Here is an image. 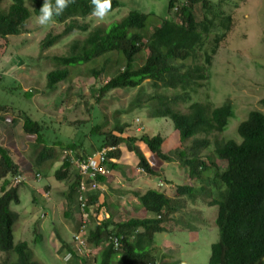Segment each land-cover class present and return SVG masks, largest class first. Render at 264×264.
<instances>
[{
    "label": "trees",
    "instance_id": "trees-1",
    "mask_svg": "<svg viewBox=\"0 0 264 264\" xmlns=\"http://www.w3.org/2000/svg\"><path fill=\"white\" fill-rule=\"evenodd\" d=\"M29 1L35 5L32 12L26 6V0H12L5 10L0 9V48L1 42H7L8 38L27 33L25 27L32 13L34 16L39 15L44 0ZM125 2L111 0V7L105 15L123 9ZM223 2L228 3L229 0H217L216 3L215 0H169L167 15L161 21L154 22L149 19L153 13L148 12L145 4H141L142 10L128 6L127 14L119 22L114 21L101 27L86 24V19L94 16L91 14L92 0H73L61 15L53 18L57 26L64 27L62 32L59 35H46L40 42V51L42 53L72 35L79 34L83 39L72 41L64 55L52 58L57 67L47 73L45 88L50 93L54 92L68 78L69 69L88 64L107 54H116V61L119 60L121 67L96 91L95 100L100 101L112 90L127 92L138 89L137 98L130 104L131 109H148L150 119L168 120L176 134L170 138L175 142H168L161 135L150 137L145 133L137 137L123 136L128 129H137L140 122L135 123L136 126L133 123V127L128 123L120 125L116 122L119 125L116 124L106 133L102 132L106 123H102L90 130L91 135L96 134L98 137L95 140L98 146L91 151L113 148L107 156L118 160L119 147L124 144L126 150L138 160V169L150 177L158 175L163 181H166L164 176L160 175L158 169L152 168L146 156L156 158L161 163H177V167L185 172L186 181L206 184L210 196L207 205L216 206L217 209L215 225L218 241L211 246L208 264H264V114L259 111L248 113L237 127L239 143L222 139L212 143L208 140H194L185 148L181 143L194 137L202 127L223 134L229 118L233 116L232 109L227 104L210 108L197 102H191L186 113L174 109L178 104L190 102L199 88L197 81H206L218 45L227 37L232 17L224 15ZM212 31L217 32V35L205 48L206 38ZM39 57L37 63L41 61ZM104 63L101 68L90 71L95 79L106 74L109 60L105 59ZM145 82L149 84V94L144 88ZM168 90L175 93V96L166 97L164 92ZM32 93L25 92L29 95ZM54 106L53 100L48 113L58 111ZM1 111L7 112L0 105ZM133 111L128 112L129 115ZM48 113L44 112L51 118ZM19 116L23 121V132L34 137L32 149L36 159L30 171L35 170L46 178L43 168L58 161V156L53 155L54 149H64L62 164L53 176L57 182L67 178L68 183L72 180L62 195L68 202L74 200L79 177L74 170L73 175L69 171L72 165L68 153L71 152L76 159H83L89 153L82 148V144L75 145L68 141L63 143L57 137L44 136V121L37 122L39 117L35 121L25 113ZM220 163L225 164L224 170H220ZM108 166L116 168L115 164ZM45 172L48 173V170ZM22 174L9 151L0 145V264H38L33 260L25 242H14L13 227L18 214L10 206L20 205L19 190L30 187L21 179ZM97 181H103V177L99 176ZM170 181H166V184H171ZM166 191L148 189L144 194L137 195L141 205L140 214L127 222L113 225L109 220L96 222L91 219L92 225L85 237L88 245H92L95 250L106 245L95 264H111L114 254L121 256L120 264H167L162 261L168 255L163 254L158 258L152 254L154 236L167 232L165 223L174 212ZM175 191L176 198L186 196L191 199L195 196L192 185L178 186ZM90 192L87 195L89 200L86 212L88 214L89 205L94 204L91 213L97 217L101 208H106L107 202L105 196L101 199L102 195L97 190ZM32 203L38 206L35 199ZM70 207L71 204L67 206L68 209ZM112 237H116L119 242L117 253L113 251L112 243L109 244ZM63 250L71 254L67 264H91L73 254L67 244Z\"/></svg>",
    "mask_w": 264,
    "mask_h": 264
},
{
    "label": "rangeland",
    "instance_id": "rangeland-1",
    "mask_svg": "<svg viewBox=\"0 0 264 264\" xmlns=\"http://www.w3.org/2000/svg\"><path fill=\"white\" fill-rule=\"evenodd\" d=\"M125 1L123 9L105 15L103 18L89 17L86 19V24L92 23V26L104 27L114 21L119 22L127 14L128 6L139 10L141 4H145L148 12L153 13V16L149 18L151 22L161 21L167 15L169 0ZM11 2L12 0H0V9L5 10ZM137 4H139L138 8H136ZM26 6L30 12L35 8L34 3L29 0H26ZM222 7L224 15L232 17V24L226 39L218 45L217 53L207 73V82L197 81L199 88L192 95L190 102L178 104L174 109L180 113H186L191 102L208 105L210 108L227 104L231 107L233 116L229 118L223 134L202 127L194 134V137L181 143L185 148L190 146L194 140H208L212 143L214 140L222 139L239 143L237 127L246 119L248 113L259 111L264 114V0H229L228 3L223 2ZM36 18L37 16L32 13L25 27L27 33L19 37L12 36L7 42H1L0 105L4 110L16 116L25 113L35 121L39 117L37 122L44 121V136L57 137L63 143L68 141L75 145L82 144V148L87 152L98 146L95 141L98 137L96 134L91 135V128L102 123H106L102 127V132L106 133L118 124L116 122L120 125L128 123L130 127H133L132 124H137L136 121H138L140 122L138 128L128 129L124 132V137H137L145 133L150 137L161 135L167 138L168 142L169 140L175 142L170 138L171 135L176 136V134L173 133L168 120L150 119L148 109L134 110L137 112L131 109L130 104L137 98L138 89L127 92L112 90L100 98V101L95 100L96 91L121 67L119 60L116 61V54H107L88 64L69 69L68 78L60 83L54 92L47 91L45 88L47 73L57 67L52 58L64 55L72 41L83 38L79 34L72 35L41 53L40 42L43 38L49 33L59 35L64 27L57 26L53 20L42 26L36 22ZM209 35L206 38L205 48L214 40L217 32L212 31ZM146 54L145 52L144 55ZM39 56H41V61L37 63ZM105 59L109 60L106 74L95 79L90 71L101 68L105 64ZM199 60L204 66L202 58ZM144 88L148 94L151 92L148 82H145ZM26 91L33 93L25 94ZM60 94L63 96L61 111L59 109L48 113L53 100L55 107L60 106V98L57 97ZM164 95L172 98L175 93L168 90L164 92ZM39 97L42 98L37 99ZM46 101L48 105L45 106ZM43 111L51 118H48ZM132 111L133 114L129 115L128 112ZM174 139L176 140V137ZM0 140L9 149L12 157L20 158L23 164L21 172L29 174L33 161L27 166L22 157L26 155L28 160L27 156L30 155L32 144L28 145L27 152L22 155L15 138L9 141L4 133ZM120 147L124 151L125 158L128 159L127 153L129 152L126 151V146L122 144ZM63 151L64 149L58 147L54 149L53 155L58 156V161L50 167L43 168L44 174H47L45 179L37 173L24 176L26 184L30 187L19 190L20 205L10 206V209L18 214L17 222L13 227L14 242H25L33 260L38 264H67L66 260L69 256L63 250V246L67 244L72 249L74 237L77 235L85 239L92 225L90 221L88 225L79 227V223L74 218L77 213L79 214V211H76V200L71 199L68 202L62 195L68 190L72 180L68 183V178L63 182H57L54 179L53 173L60 168L65 156ZM35 156L33 154L32 157ZM147 159L151 166L159 170L160 175L164 176L166 181L171 180V184L174 183L170 191L166 181L159 179L158 175L150 177L145 172L142 175L137 174L138 182L147 183L149 188L161 192L167 190L166 194L174 209L171 219L165 223L167 232L154 236L159 253L152 249V254H156L158 258L160 254L168 255L162 261L167 264H208L211 246L218 241V231L215 225L217 209L216 206L207 205L210 198L207 192L208 187L204 183L184 181L185 172L177 167V163L175 165L161 163L149 155ZM219 166L222 167H219L220 170H224L225 164L220 163ZM46 170L48 173L45 172ZM73 170L72 166L69 170L71 175H73ZM132 170V175L137 173L136 167ZM35 172L33 170V173ZM36 175L40 178L39 182ZM204 175L207 176V173ZM130 176L131 172H127L125 178ZM1 184L2 182L0 186ZM191 185L194 186V197L191 199L186 196L175 197V190L178 186ZM46 186L49 188L48 191L44 189ZM44 194H47L46 198ZM33 199L37 201L38 206L32 203ZM136 199L133 201L127 198V201L132 206L134 215L138 216L141 205L138 197ZM70 204L71 207L68 209L67 206ZM37 237L38 241H36ZM96 254V252L90 253L89 257Z\"/></svg>",
    "mask_w": 264,
    "mask_h": 264
},
{
    "label": "crops",
    "instance_id": "crops-1",
    "mask_svg": "<svg viewBox=\"0 0 264 264\" xmlns=\"http://www.w3.org/2000/svg\"><path fill=\"white\" fill-rule=\"evenodd\" d=\"M57 97L60 98V106L59 107L54 106V108L55 109L58 108V110L60 109L61 111L62 109L61 106L63 104V96L62 94H60ZM41 98L42 97H39L37 99H41ZM22 122L23 121L19 115L16 116L10 113L9 111L0 112V139H1V135L3 136L4 133H5L6 138L9 141L14 140L15 138L19 143L18 149L19 151L21 150L20 154L23 155V153L27 152L28 145L34 144V137L28 136L23 132ZM0 145L6 148L5 145L2 143V140H0ZM32 145L30 147V150H31L30 155L27 156L28 160L26 158V155H23L24 157H22L24 162L27 163V166L29 165V162H32L36 159L35 157H32L33 154L36 155L35 153H33ZM6 149L9 151L8 148ZM119 149H120V158L115 162L116 168L111 171V176L107 178H103V181H100L98 183H99V188H100L99 192H100V195H102L101 199L103 196H105L104 200L107 202L106 208L108 209V212H109V214L107 213L102 214V218L109 215L108 217H110L112 220L123 222L128 219H131L132 217L134 218L138 217L134 215L133 213L134 210L131 208L132 206L129 205L128 203L129 201H127V198H130L134 201L137 198V195H142L148 189H152V188H149L147 183L145 184V182L143 181L142 183L138 182L137 174L142 175L145 173L141 172L137 168L138 161L136 157L132 153H127V157H128L127 159L125 158L124 151L122 150V148L119 147ZM9 154H10V157H12L10 151H9ZM12 158H13V161L19 166V170L21 172L23 164H21L20 158L18 156L17 158L15 156H13ZM135 167H136L137 173H134L132 175V171H133L132 169ZM127 172H131V176L125 178V175ZM173 185L174 183L168 185L170 191ZM90 215L89 214L87 215L86 220L89 219ZM74 218H75V221L79 223V216L76 215ZM80 222L83 223V220H80ZM89 222L90 221L88 220V223ZM97 250L98 249H96L95 251Z\"/></svg>",
    "mask_w": 264,
    "mask_h": 264
},
{
    "label": "clouds",
    "instance_id": "clouds-1",
    "mask_svg": "<svg viewBox=\"0 0 264 264\" xmlns=\"http://www.w3.org/2000/svg\"><path fill=\"white\" fill-rule=\"evenodd\" d=\"M73 0H44L41 8L39 9V15L37 16L36 18V22L39 24V25H47L48 23H50L54 16H59L63 13L64 9L70 4L72 3ZM92 4H93V9H92V15L96 16V17H99V18H103L105 16V14L107 13V11L110 9L111 7V0H92ZM138 122V121H136ZM103 149H109V148H103ZM103 149H100V150H95V151H89L87 153H89V155L95 153V152H98V151H101ZM113 149V148H112ZM120 150V149H119ZM113 151V150H112ZM110 151V152H112ZM108 152L107 155L110 153ZM71 154V156L73 157V154L71 152H69ZM68 153V154H69ZM88 156V155H87ZM86 157V156H85ZM36 158V157H35ZM108 158V156H107ZM109 160H113V162H109L107 164V166L110 164H115V162L117 160L113 159V158H108ZM109 167V166H108ZM59 169V168H58ZM57 169V170H58ZM109 169L112 171L113 169H111L109 167ZM56 170V171H57ZM141 172H143L141 169H139ZM32 172V173H31ZM37 172V171H36ZM33 173V171H30L29 174H22L21 175V179L27 183L26 181V178L24 177L25 175H30V174H33L35 175L36 174ZM144 173V172H143ZM54 174V173H53ZM111 176V175H110ZM36 177H38V175H36ZM109 177V176H108ZM103 178H107V177H103ZM45 179V178H44ZM40 181V178L38 177V182ZM96 183H97V187L95 189H92L90 188V184H88L87 186L89 187V189H87L84 193V196L85 198L83 199V201H79V193H78V186H77V195L76 197L74 198L76 200V203H77V209L76 211L78 210L79 211V214L77 213V215L79 216V227H84L86 225H88V220L91 221V219H95L96 222H105L107 220H109L113 225H117L118 223H121V222H118V221H115V220H112L110 217L108 216H105L102 218V214L104 213H107L109 214L108 212V209H102L101 208V211L99 212V215L96 217L94 215V213L92 214L91 213V207H93V205H89V209L90 211L88 212V214H92L89 216V219L86 220V217H87V212H86V205H87V200H89V198L87 197V193L90 192V191H94V190H97V192L100 191V188H99V183L98 181L96 180ZM169 185V184H168ZM47 188V186L45 187ZM44 188V189H45ZM155 190V189H154ZM47 191V190H46ZM160 191V190H159ZM92 193V192H90ZM46 195L47 194H44V197L46 198ZM81 203H84L83 207H81ZM80 220H83V223L80 222ZM129 220V219H128ZM128 220L126 221H123V222H127ZM78 229V228H77ZM76 229V230H77ZM157 235V234H156ZM75 238H79L80 240L83 241L84 243V246L82 247H78L79 249L76 248V243H75ZM109 244L112 243V248H113V251L117 253V249H118V246H119V242H118V239L116 237H112L109 239ZM106 246V245H105ZM104 245H101L100 248H97L98 250L95 251V249L92 247V245H88V242L86 241V239L84 238H81V237H78L77 235L74 237V240L72 242V250L73 251L72 253L75 254L76 256H78L79 258H84L85 260L89 261L91 264H95L96 262V258L99 256L100 252L102 251L103 247H105ZM157 247V243H155L154 247H153V250H157L156 249ZM96 252L97 254L96 255H91V258L89 257L90 253H94ZM157 253H159V251L157 250ZM67 256H69V258L67 260H69L71 258V254L70 253H66ZM156 255V254H154ZM161 255V254H160ZM66 260V261H67ZM121 260V256L119 255H115L114 254V257L112 259V263L111 264H120Z\"/></svg>",
    "mask_w": 264,
    "mask_h": 264
},
{
    "label": "built area",
    "instance_id": "built-area-1",
    "mask_svg": "<svg viewBox=\"0 0 264 264\" xmlns=\"http://www.w3.org/2000/svg\"><path fill=\"white\" fill-rule=\"evenodd\" d=\"M112 148L103 149L101 151L95 152L91 155L86 156L83 159H76L71 156L69 153L70 163L73 166L75 173L77 172V176L79 177V185H78V193H79V201H83L85 198L84 193L89 187L95 189L97 187L96 180L100 177H108L111 175V170L107 166L113 160H109L107 158V153L112 151ZM84 203H81V207H83ZM76 248L83 247L84 243L79 238H75Z\"/></svg>",
    "mask_w": 264,
    "mask_h": 264
}]
</instances>
